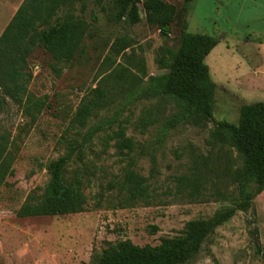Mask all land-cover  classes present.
<instances>
[{
    "label": "rangeland",
    "instance_id": "1",
    "mask_svg": "<svg viewBox=\"0 0 264 264\" xmlns=\"http://www.w3.org/2000/svg\"><path fill=\"white\" fill-rule=\"evenodd\" d=\"M22 1L0 0V34ZM97 1L70 0L57 13L55 19L60 20L69 9L88 23L84 53L61 65L60 74L40 48L29 57V95L46 101L35 121L0 89V135L13 142L14 171L0 189V264H87L119 241L156 246L178 236L188 221L208 220L233 205L241 159L215 122L236 123L241 105L264 103V0H195L186 15L183 0H162L178 15L167 36L145 22L141 5L140 21L128 26L110 20L111 0H99L100 7H95ZM183 24L189 33L218 39L204 60L216 84L212 120L187 114L180 102L148 88L149 78L167 72L158 62L178 48ZM97 86L106 105L79 129L72 115L81 98ZM118 126L136 143L129 154H119L114 140L104 151ZM90 127L101 130L84 147L83 165L90 180L84 187L86 210L18 218L26 199L40 196L46 187V166ZM129 168L144 177L153 174L150 205H123L121 196L106 191L107 183ZM179 176L197 177L202 193L220 192L224 198L188 199L177 191ZM99 192L104 195L96 208L93 197ZM187 264H264V190L250 209L237 211L217 227Z\"/></svg>",
    "mask_w": 264,
    "mask_h": 264
},
{
    "label": "trees",
    "instance_id": "2",
    "mask_svg": "<svg viewBox=\"0 0 264 264\" xmlns=\"http://www.w3.org/2000/svg\"><path fill=\"white\" fill-rule=\"evenodd\" d=\"M69 1L23 0L0 34V89L32 121L46 106L44 99L34 98L28 92L32 80L29 57L33 51L40 48L47 53L52 60V70L60 74L61 65L72 63L85 50L88 23L69 9L62 19H55ZM194 1L183 0V14L189 13ZM99 5V0L94 3L95 7ZM139 5L145 22L156 26L162 36H167L169 25L178 15L173 5L162 0H111L107 13L110 20L133 26L140 21ZM90 17L94 20V13L91 12ZM186 28L183 24L178 48L167 51L158 62L159 68L167 72L149 78L148 88L155 95L180 102L187 114L212 120L216 84L211 80L204 60L216 47L218 39L189 33ZM105 105L103 90L99 86L90 89L73 113L72 123L79 129L86 128L92 115ZM215 126L241 159V167L235 174L233 205L216 212L208 220L188 221L178 236L164 238L156 246H137L128 239L119 241L95 254L87 264H187L217 227L228 222L237 211L250 209L255 197L264 190V103L243 104L239 107L236 123L218 121ZM100 130L99 127L88 128L80 134V140H72L65 153L46 166L49 174L46 187L40 196L30 195L26 199L16 212L18 218L62 216L86 210L88 198L84 187L90 180L83 165L84 147ZM109 140H114L112 146L121 155L129 154L136 148V143L126 136L122 126L111 132L104 143V151L109 147ZM12 147L13 142L1 134L0 189L7 185L6 179L14 173ZM151 178L153 174L144 177L129 168L119 179L109 181L105 189L121 196L123 205L148 206L153 199ZM175 182L178 193L188 199L199 196L215 197L217 200L224 198L220 192L202 193L197 177L179 176ZM103 195L99 192L93 197L94 207H101Z\"/></svg>",
    "mask_w": 264,
    "mask_h": 264
}]
</instances>
